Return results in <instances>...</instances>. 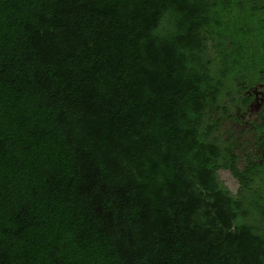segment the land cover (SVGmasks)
Returning <instances> with one entry per match:
<instances>
[{"label":"trees","instance_id":"trees-1","mask_svg":"<svg viewBox=\"0 0 264 264\" xmlns=\"http://www.w3.org/2000/svg\"><path fill=\"white\" fill-rule=\"evenodd\" d=\"M262 83L264 0H0V264H264Z\"/></svg>","mask_w":264,"mask_h":264},{"label":"rangeland","instance_id":"rangeland-1","mask_svg":"<svg viewBox=\"0 0 264 264\" xmlns=\"http://www.w3.org/2000/svg\"><path fill=\"white\" fill-rule=\"evenodd\" d=\"M256 102L245 112L240 107L235 106L230 117H225L220 129V135L229 138L234 150L239 157L238 166L243 169L248 161H259L264 158V142L259 138L256 126L261 122L256 116ZM221 183L236 194L239 189V183L228 170L219 172Z\"/></svg>","mask_w":264,"mask_h":264},{"label":"flooded vegetation","instance_id":"flooded-vegetation-1","mask_svg":"<svg viewBox=\"0 0 264 264\" xmlns=\"http://www.w3.org/2000/svg\"><path fill=\"white\" fill-rule=\"evenodd\" d=\"M243 93L247 96V98L251 99L250 103L247 105L244 111L246 112L248 108H250V106L256 102V116L258 117V120L260 119V122H263L264 116L262 115V105L264 103V83L253 88H247L246 86H244Z\"/></svg>","mask_w":264,"mask_h":264}]
</instances>
